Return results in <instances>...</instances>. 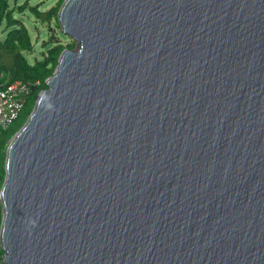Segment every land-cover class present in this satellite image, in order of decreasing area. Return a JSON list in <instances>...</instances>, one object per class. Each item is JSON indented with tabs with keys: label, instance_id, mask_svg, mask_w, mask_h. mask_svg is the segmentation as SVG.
Segmentation results:
<instances>
[{
	"label": "water",
	"instance_id": "water-1",
	"mask_svg": "<svg viewBox=\"0 0 264 264\" xmlns=\"http://www.w3.org/2000/svg\"><path fill=\"white\" fill-rule=\"evenodd\" d=\"M58 22L76 45L6 151V264H264V0Z\"/></svg>",
	"mask_w": 264,
	"mask_h": 264
},
{
	"label": "trees",
	"instance_id": "trees-1",
	"mask_svg": "<svg viewBox=\"0 0 264 264\" xmlns=\"http://www.w3.org/2000/svg\"><path fill=\"white\" fill-rule=\"evenodd\" d=\"M63 2L64 0H60L56 6L48 10H41L38 6L34 5H30V9L40 21L49 22L55 18L58 22V12ZM26 7V2L20 5H12L10 0H0V27L4 25L8 30L5 38L0 40V69L6 71V77L11 81L22 79L39 82L34 92L27 98L26 104L18 117L21 119V122L15 125L13 123L7 129L0 130V189L6 174V151L13 135L26 122L34 109L41 91L47 87L46 80L54 73L62 51L65 48L75 47V43L64 44L57 37L53 41V46L48 48L41 58H36L34 62H31L26 56V52L34 48V43L27 26L17 16V12H24ZM1 223L2 206L0 201V228Z\"/></svg>",
	"mask_w": 264,
	"mask_h": 264
},
{
	"label": "rangeland",
	"instance_id": "rangeland-1",
	"mask_svg": "<svg viewBox=\"0 0 264 264\" xmlns=\"http://www.w3.org/2000/svg\"><path fill=\"white\" fill-rule=\"evenodd\" d=\"M59 1L60 0H10L12 5L27 3L25 11H18L17 16L20 17L27 26L32 42L34 43V48L26 52V56L31 62H34L36 58H41L43 56L42 54L53 46V41L56 40L57 37H59L64 44L73 42L76 45L75 40L61 31L59 22H57L55 18L49 22L40 21L30 9V5H34L38 6L41 10H48L56 6ZM7 33L8 30L4 25L0 27V40L4 39ZM18 119L13 125L21 122V119Z\"/></svg>",
	"mask_w": 264,
	"mask_h": 264
},
{
	"label": "built area",
	"instance_id": "built-area-1",
	"mask_svg": "<svg viewBox=\"0 0 264 264\" xmlns=\"http://www.w3.org/2000/svg\"><path fill=\"white\" fill-rule=\"evenodd\" d=\"M0 69V130L7 129L20 116L27 98L38 86V81L10 80ZM0 264H6L5 251L0 242Z\"/></svg>",
	"mask_w": 264,
	"mask_h": 264
},
{
	"label": "clouds",
	"instance_id": "clouds-1",
	"mask_svg": "<svg viewBox=\"0 0 264 264\" xmlns=\"http://www.w3.org/2000/svg\"><path fill=\"white\" fill-rule=\"evenodd\" d=\"M37 221L34 219L31 221L32 227H34L36 225Z\"/></svg>",
	"mask_w": 264,
	"mask_h": 264
}]
</instances>
